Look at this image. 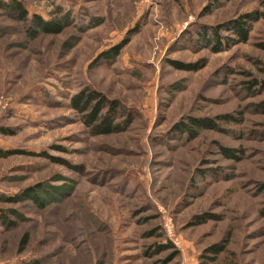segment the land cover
I'll return each instance as SVG.
<instances>
[{
  "label": "rangeland",
  "instance_id": "1",
  "mask_svg": "<svg viewBox=\"0 0 264 264\" xmlns=\"http://www.w3.org/2000/svg\"><path fill=\"white\" fill-rule=\"evenodd\" d=\"M22 1L64 30L34 37L0 11V149L38 156L0 160V195L19 196L0 201V264H264V90L242 85L264 81V0ZM243 15L246 43L190 37ZM88 93L116 104L121 132L92 134L71 104ZM189 117L219 130L174 131ZM165 240L172 262L153 251Z\"/></svg>",
  "mask_w": 264,
  "mask_h": 264
},
{
  "label": "trees",
  "instance_id": "2",
  "mask_svg": "<svg viewBox=\"0 0 264 264\" xmlns=\"http://www.w3.org/2000/svg\"><path fill=\"white\" fill-rule=\"evenodd\" d=\"M0 11H5L12 15L19 22L27 23L29 28H32L34 31V37L43 34V35H57L62 33L63 21L58 19H44L39 15L30 16L27 6L22 0H0ZM252 20L251 15H243L239 19L230 21L228 23L217 25V26H200L192 27L190 37L193 42L202 45L203 48L211 47V50L215 53H220L228 49L233 43H246L249 39V22ZM32 32V31H31ZM195 33V38L192 36ZM223 33H231L233 38L223 36ZM121 46V45H120ZM120 46H115L109 51L110 56L114 59L119 55ZM118 49V50H116ZM174 66L178 64L173 63ZM192 67H186V70H190ZM243 88L247 91L257 92L256 90H264V81L254 79L249 82L242 83ZM74 109L79 111L83 118L84 123L91 128L92 134L94 136H103L111 135L114 133H119L123 129L121 123H116L120 118V112L116 104H111L106 99H104L100 94L97 93H88L87 95L83 94L80 97H74L71 102ZM105 113L103 114V111ZM125 116V115H124ZM121 115V118L124 117ZM223 119H229V116L221 117ZM188 122L181 121L177 123L174 127V131L180 134H186L190 138H197L202 130H219L217 125L211 119H197L189 117ZM8 135V134H5ZM220 148V154L224 155L225 158L229 160L239 161L240 157L233 149H227L224 147ZM15 154L38 157L37 154L27 153L23 151H6L0 149V160L7 159L14 156ZM202 177H205V173L200 172ZM31 192H26L25 196H31ZM18 195L13 197H6L0 195V201L5 203H15L19 202ZM34 198V197H33ZM6 215L2 211L1 221L5 223ZM144 222H147L148 219H144ZM159 230V229H157ZM157 230H152L148 236L153 237L157 236ZM160 239L164 237L163 233L158 235ZM28 237L22 241V246L20 252H24L28 245ZM154 253H163V252H172V256L168 262H172L179 257L180 251L173 245L169 240H165L161 243L154 245ZM225 252V248L219 244L212 245L206 249V254L212 255L211 258H208L209 261L214 262V257H218ZM208 257V255H204ZM30 264H36V262H30Z\"/></svg>",
  "mask_w": 264,
  "mask_h": 264
},
{
  "label": "built area",
  "instance_id": "3",
  "mask_svg": "<svg viewBox=\"0 0 264 264\" xmlns=\"http://www.w3.org/2000/svg\"><path fill=\"white\" fill-rule=\"evenodd\" d=\"M167 231L169 233L170 238H173L172 229L168 227ZM172 243L175 247L179 248V242L177 240L173 241Z\"/></svg>",
  "mask_w": 264,
  "mask_h": 264
}]
</instances>
